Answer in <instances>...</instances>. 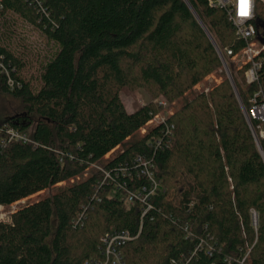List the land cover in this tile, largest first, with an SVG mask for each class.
I'll return each mask as SVG.
<instances>
[{
  "label": "trees",
  "instance_id": "16d2710c",
  "mask_svg": "<svg viewBox=\"0 0 264 264\" xmlns=\"http://www.w3.org/2000/svg\"><path fill=\"white\" fill-rule=\"evenodd\" d=\"M255 7L254 24L264 34V0ZM11 17L51 45L35 80L23 73L31 56L13 46ZM235 35L226 10L208 0H0V94L22 110L0 126L35 142L0 149V205L66 184L0 221V264H87L100 258L102 238L113 228L134 237L121 247L124 264H264V159L228 76L166 122L150 123L164 104H176L223 71L215 44L224 55L236 54L245 43ZM248 68L233 63L229 70L249 111L264 89V65L253 84L246 82ZM124 88L144 89L152 101L129 113ZM252 123L264 151L259 124ZM153 124L102 164L111 174L105 184L97 170L66 183ZM57 151L73 159L61 163ZM139 155L152 160L160 183L144 216L113 184L147 183L133 170ZM125 167L132 178L119 170Z\"/></svg>",
  "mask_w": 264,
  "mask_h": 264
},
{
  "label": "built area",
  "instance_id": "2783aa9c",
  "mask_svg": "<svg viewBox=\"0 0 264 264\" xmlns=\"http://www.w3.org/2000/svg\"><path fill=\"white\" fill-rule=\"evenodd\" d=\"M208 4L210 7L226 10L230 22H232L236 29L235 36L245 43V46L236 54L232 50H226L225 55L221 52V56L223 57L225 63V58L228 57L234 63L238 64L239 68L249 66L248 70L245 72L246 82L247 84L257 83L259 81V71L264 65V34L259 35V31L254 24V20H256V0H247L246 4L242 3V0H208ZM245 10L247 15H242V11ZM241 56H245L246 60L243 63H237V59ZM250 103L252 104L251 109L248 111L245 108L244 114L246 119L251 122L252 126V121L259 124L258 133L259 136L264 139L263 88L255 93L253 98L250 100ZM165 120V116L159 118L158 120L155 118L156 123H164L166 122ZM153 121L154 120H152L150 123ZM166 129L168 134H171L173 127H166ZM0 132L3 134V136L0 138V149L13 142L35 145V142L27 132H22L8 124L1 125ZM57 154H59L61 163H63L66 158L73 159V155L68 152L65 153L57 151ZM132 165L136 176L139 178H145L147 183L135 188H128L126 183L121 185L120 183L114 182L113 184L115 185V190L122 193V200L127 205L133 206L137 203L140 204L142 207V216H144L149 210L152 209L151 206H153V198L160 189V183L156 178L152 160L139 155L134 159ZM92 167L98 169L97 171L102 173L104 179L102 181V185L105 184L106 181L110 180L111 174L105 168L99 167L98 164H93ZM119 170L122 171V174L124 173L130 178L133 177L129 167L120 168ZM6 209V207L0 205V212H2L0 221L7 220L3 219V211ZM252 217L254 226L256 227L258 224L257 213L253 212ZM133 238L134 237L129 231L118 230L115 228L109 230L102 238L100 258L91 260L87 264H124L125 260L121 251V247L132 241Z\"/></svg>",
  "mask_w": 264,
  "mask_h": 264
},
{
  "label": "rangeland",
  "instance_id": "374dc122",
  "mask_svg": "<svg viewBox=\"0 0 264 264\" xmlns=\"http://www.w3.org/2000/svg\"><path fill=\"white\" fill-rule=\"evenodd\" d=\"M13 21H16L17 23V37L15 38V43L13 42V46L17 47L20 46L21 50H25V54H29L31 56V62L29 63V66L27 69L24 70L23 73L27 77L30 75L32 78L35 80L36 77L39 75V68L41 66L40 62H44L45 57H50L51 53V45L47 44V40L44 38V36L35 28L32 26H25L24 21L20 18L13 19L14 17H11ZM46 59V58H45ZM246 60L245 56H241L240 58L237 59V63H243ZM233 61L226 57V65L229 68H232L233 66ZM224 71V72H223ZM223 71L219 70L216 72L214 75L211 77L207 78L206 81H204L202 84L198 85L191 93H189L186 98L181 99L178 101L176 104H164L163 105V111L160 112L158 115L154 117V123H155V118L158 120L159 118H162L164 116H167L168 114H171L172 112L176 111L178 108H180L186 101L197 95L198 93L202 92L203 90L208 91L211 87H214L219 81H221L225 75H227V72L225 68L223 67ZM230 71V70H229ZM226 72V73H225ZM231 73V72H230ZM232 74V73H231ZM233 76V75H232ZM121 99L122 102L126 108V110L131 113L135 111L136 109H139L143 105L149 103L152 101L150 94L144 90V89H137V90H132L129 88H124L121 91ZM163 98H157L155 101H163ZM21 105L18 100H15L14 98L5 95V94H0V119H4L6 117L10 116H15L19 112H21ZM155 127V124L149 125L140 132L136 133L133 137L132 140L126 144H124L119 150L116 152H113L110 154L108 157H106L101 163L98 164L99 167H102V164H107L110 161H112L117 155H119L121 152H123L127 147L132 144V142H135L139 139H141L147 130L153 129ZM93 170H98L94 167L88 168L84 173L80 174L78 177L75 179L70 180V184L78 183L81 180H84L87 178ZM66 186V184H62L58 187H53L44 192H42L39 195H33L28 199H25L23 201L18 202L15 206L7 208L5 211H3V219H9L10 215L12 214L13 211L16 209L23 207L27 204L36 202L40 199H43L47 196H51L53 193H55L59 188H63ZM1 215L2 212H0V220H1Z\"/></svg>",
  "mask_w": 264,
  "mask_h": 264
},
{
  "label": "water",
  "instance_id": "95a60500",
  "mask_svg": "<svg viewBox=\"0 0 264 264\" xmlns=\"http://www.w3.org/2000/svg\"><path fill=\"white\" fill-rule=\"evenodd\" d=\"M191 10H192V8H191ZM192 11H193L194 15L196 16V18L199 20V23H201V25L204 27V25L202 24V22L200 21V19H199L198 16L196 15L195 11H194V10H192ZM204 28H205V27H204ZM205 30H206V29H205ZM211 38H212V37H211ZM212 40H213V39H212ZM213 43L215 44L214 40H213ZM215 46H216V48H217V50H218V52H219V54H220L221 60H222V62H223V66H224V68H225V70H226V72H227V76H228L229 80L231 81V83H232V85H233V87H234V89H235V92H236L237 97H238V99H239V101H240L241 107H242V109H243V112H245V107H244V105L242 104V101H241V98H240L239 93L237 92L238 90H237V88H236V86H235L234 80H233V78H231L232 76H231V74H230V71H229V69H228V67H227V65H226V63H225L223 57L221 56V51H220V49L218 48V46H217L216 44H215ZM248 122H249V125H250V127H251V130H252V132H253V134H254V136H255V139H256L257 145H258V147H259V151H260V153H261V155H262V157H263V159H264V151H263L262 146H261V144H260L259 138H258V136H257V134H256V132H255V130H254V128H253L251 122H250L249 120H248Z\"/></svg>",
  "mask_w": 264,
  "mask_h": 264
},
{
  "label": "snow or ice",
  "instance_id": "6c2138e0",
  "mask_svg": "<svg viewBox=\"0 0 264 264\" xmlns=\"http://www.w3.org/2000/svg\"><path fill=\"white\" fill-rule=\"evenodd\" d=\"M246 2H247V0H242V3H244V4H246ZM242 15H247V12H246V10L245 11H242V13H241Z\"/></svg>",
  "mask_w": 264,
  "mask_h": 264
},
{
  "label": "crops",
  "instance_id": "0c3cea01",
  "mask_svg": "<svg viewBox=\"0 0 264 264\" xmlns=\"http://www.w3.org/2000/svg\"><path fill=\"white\" fill-rule=\"evenodd\" d=\"M136 110H137V109H136ZM136 110H135V111H136ZM135 111H133V112H135ZM133 112H131V113H133Z\"/></svg>",
  "mask_w": 264,
  "mask_h": 264
}]
</instances>
